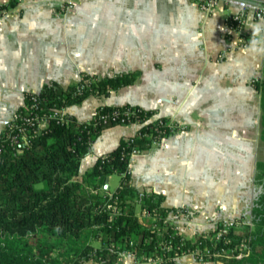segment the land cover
I'll use <instances>...</instances> for the list:
<instances>
[{
	"label": "crops",
	"instance_id": "0c3cea01",
	"mask_svg": "<svg viewBox=\"0 0 264 264\" xmlns=\"http://www.w3.org/2000/svg\"><path fill=\"white\" fill-rule=\"evenodd\" d=\"M62 1L17 0L0 9V131L24 105L25 92H39L50 82L65 88L82 74L137 71L133 84L88 96L65 112L85 121L100 105L130 104L182 121L186 130L136 157L131 184L162 193L163 204L177 208L172 220L188 237L227 219L250 223L260 192L256 163L264 160L260 95L253 86L262 75L264 52L238 47L228 29L226 15L242 3L232 1L207 16L193 0H79L70 14L58 17ZM255 1L264 2L250 3ZM8 2L0 0V6ZM258 47L264 48V39ZM135 131L120 124L102 130L81 159L80 175ZM111 177L103 187L110 193L119 184L111 187ZM122 264L160 263L126 257ZM175 264L215 263L190 253Z\"/></svg>",
	"mask_w": 264,
	"mask_h": 264
},
{
	"label": "trees",
	"instance_id": "16d2710c",
	"mask_svg": "<svg viewBox=\"0 0 264 264\" xmlns=\"http://www.w3.org/2000/svg\"><path fill=\"white\" fill-rule=\"evenodd\" d=\"M16 2L9 0L0 9L14 7ZM138 75L137 71L101 77L82 74L65 88L50 82L39 92H25L24 105L10 122L22 124V117L30 113L45 116L91 95L106 96L133 84ZM253 86L260 95L264 142V68ZM128 108L136 106L100 105L85 121L71 115L62 122L50 118L27 144L11 145L7 129L0 131V264H82L88 260L122 264L126 257L134 262L175 264L179 257L195 251L202 254V259L196 258L202 262L264 264V160L256 163L255 184L260 192L252 203L250 223L237 219L238 224L220 239L215 228L193 238L184 235L170 217L177 208L165 206L162 193L140 191L131 184L127 154L134 145L148 147L155 121L144 123L138 135L122 139L80 175L81 159L91 144L102 130L118 125L102 117ZM153 112L145 109L131 118H147ZM112 173L120 179L110 193L103 187Z\"/></svg>",
	"mask_w": 264,
	"mask_h": 264
},
{
	"label": "built area",
	"instance_id": "2783aa9c",
	"mask_svg": "<svg viewBox=\"0 0 264 264\" xmlns=\"http://www.w3.org/2000/svg\"><path fill=\"white\" fill-rule=\"evenodd\" d=\"M78 1L79 0H63L57 6L54 12L55 15L59 17L70 14L74 10ZM232 1H240L242 6L239 10L230 12L226 15V24L230 32L237 37L238 47L247 48L250 46V41L253 39V25L264 24V2L255 1L250 3V0H193L199 10L207 16L212 15L219 9L227 7ZM255 38L261 42L264 39V31ZM222 56L223 55L220 54L217 59H220ZM142 110H145V108L140 106H136V108H128L123 111L114 110L111 114L104 115L102 119L104 122L111 120L118 122L120 125H134L136 131L131 137L139 134V128L144 123L155 121L156 124L153 128L155 134L152 136L147 148L158 147L166 136L187 129V125L182 121H169L166 118L159 116L156 112H153L151 116L143 119L138 117H135L134 119L131 118L132 116H136V113ZM67 115L69 114L65 112V108H55L52 109L51 113L45 116H39L37 112L23 116L22 124L8 121L5 128L8 131L9 142L11 145L27 144L29 137L39 134L44 128H46L47 122L50 118H55L57 122H62L67 120ZM130 141L132 142V140ZM143 150L144 149L139 148L137 145H134L128 152L127 162L129 172L136 157ZM235 224H238L235 219H227L215 223L213 228L218 229L216 238L220 239L228 232V229ZM193 255L195 258L202 259V254H200L199 251H195Z\"/></svg>",
	"mask_w": 264,
	"mask_h": 264
},
{
	"label": "clouds",
	"instance_id": "9594fccd",
	"mask_svg": "<svg viewBox=\"0 0 264 264\" xmlns=\"http://www.w3.org/2000/svg\"><path fill=\"white\" fill-rule=\"evenodd\" d=\"M264 31V24H255L252 28L253 39L250 41V50L253 53L264 52V48L258 47L260 43L255 37L259 36L260 33Z\"/></svg>",
	"mask_w": 264,
	"mask_h": 264
},
{
	"label": "rangeland",
	"instance_id": "374dc122",
	"mask_svg": "<svg viewBox=\"0 0 264 264\" xmlns=\"http://www.w3.org/2000/svg\"><path fill=\"white\" fill-rule=\"evenodd\" d=\"M111 187H116L117 186V184H118V182H119V179H120V176H119V174H117V173H112L111 174ZM256 186V185H255ZM137 211H138V208H137ZM178 212H177V210H176V212L175 213H173V214H170V217L171 218H173L174 216H175V214H177ZM174 222V221H173ZM175 223V222H174Z\"/></svg>",
	"mask_w": 264,
	"mask_h": 264
},
{
	"label": "water",
	"instance_id": "95a60500",
	"mask_svg": "<svg viewBox=\"0 0 264 264\" xmlns=\"http://www.w3.org/2000/svg\"><path fill=\"white\" fill-rule=\"evenodd\" d=\"M105 188H107V184L105 185Z\"/></svg>",
	"mask_w": 264,
	"mask_h": 264
}]
</instances>
